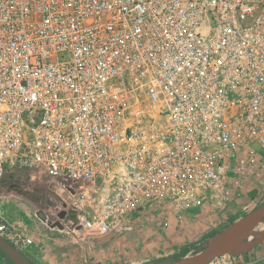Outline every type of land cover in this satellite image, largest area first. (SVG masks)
I'll use <instances>...</instances> for the list:
<instances>
[{"label":"built area","instance_id":"built-area-1","mask_svg":"<svg viewBox=\"0 0 264 264\" xmlns=\"http://www.w3.org/2000/svg\"><path fill=\"white\" fill-rule=\"evenodd\" d=\"M16 170L89 238L264 185V0H0V179Z\"/></svg>","mask_w":264,"mask_h":264},{"label":"rangeland","instance_id":"rangeland-1","mask_svg":"<svg viewBox=\"0 0 264 264\" xmlns=\"http://www.w3.org/2000/svg\"><path fill=\"white\" fill-rule=\"evenodd\" d=\"M32 178L33 174L29 173L28 181L43 188L50 184L45 177L38 182ZM260 182L253 179L235 191L234 201L224 210L206 206L183 211L167 202L150 204L132 224L105 243L99 244L98 238L86 237L92 240L90 259L86 264H146L195 258L216 234L264 203V185ZM15 193L7 189L0 192L2 196H14ZM1 200L5 199L0 197ZM254 232L255 229L249 238ZM72 233L77 239L82 237L78 232ZM252 251L251 255L248 252L239 254L236 259L234 256H230V260L228 256L223 259L228 264H264V244Z\"/></svg>","mask_w":264,"mask_h":264},{"label":"crops","instance_id":"crops-1","mask_svg":"<svg viewBox=\"0 0 264 264\" xmlns=\"http://www.w3.org/2000/svg\"><path fill=\"white\" fill-rule=\"evenodd\" d=\"M13 195L0 194L1 199H5L0 201V218L7 224L4 238L9 243L33 264L87 263L90 259L91 239H77L69 228H52L34 201L18 193ZM262 243L254 251L262 247ZM0 264L13 263L0 251Z\"/></svg>","mask_w":264,"mask_h":264},{"label":"water","instance_id":"water-1","mask_svg":"<svg viewBox=\"0 0 264 264\" xmlns=\"http://www.w3.org/2000/svg\"><path fill=\"white\" fill-rule=\"evenodd\" d=\"M80 215V210L71 205L59 215L57 221L49 223V225L52 228H69L70 230H74L80 224ZM263 218L264 203L242 219L229 226L222 233L216 234L210 241L209 245L197 257L171 262H149L146 264H209L212 260L225 255L248 253L264 241L263 234L255 241L246 243L253 230ZM119 233H113L98 238L97 241H99V244H103ZM97 241L96 244H98ZM0 251L4 253L13 264H33L1 235Z\"/></svg>","mask_w":264,"mask_h":264},{"label":"trees","instance_id":"trees-1","mask_svg":"<svg viewBox=\"0 0 264 264\" xmlns=\"http://www.w3.org/2000/svg\"><path fill=\"white\" fill-rule=\"evenodd\" d=\"M29 173L28 170H16L15 172L7 173L2 179H0V192L6 189L10 191L14 190L27 199L39 201L44 197V188L37 185V183H30L28 181ZM10 185H13V190Z\"/></svg>","mask_w":264,"mask_h":264},{"label":"flooded vegetation","instance_id":"flooded-vegetation-1","mask_svg":"<svg viewBox=\"0 0 264 264\" xmlns=\"http://www.w3.org/2000/svg\"><path fill=\"white\" fill-rule=\"evenodd\" d=\"M10 186L13 190V185ZM44 188V197L39 201H34V203L38 205L37 207L41 211L43 217H45L49 223H54L57 221L59 215H61L68 206H71V202L67 195L55 185L50 183Z\"/></svg>","mask_w":264,"mask_h":264},{"label":"bare ground","instance_id":"bare-ground-1","mask_svg":"<svg viewBox=\"0 0 264 264\" xmlns=\"http://www.w3.org/2000/svg\"><path fill=\"white\" fill-rule=\"evenodd\" d=\"M263 234H264V218L257 225V227L255 228L254 234L250 238L247 239L246 243H250V242L255 241L256 239H258L259 237H261ZM198 254H200V252Z\"/></svg>","mask_w":264,"mask_h":264}]
</instances>
